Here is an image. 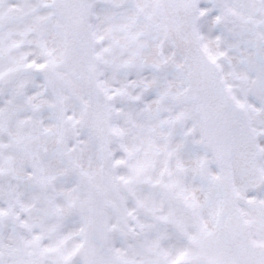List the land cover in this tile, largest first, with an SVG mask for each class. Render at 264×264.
I'll use <instances>...</instances> for the list:
<instances>
[{
	"label": "snow or ice",
	"instance_id": "obj_1",
	"mask_svg": "<svg viewBox=\"0 0 264 264\" xmlns=\"http://www.w3.org/2000/svg\"><path fill=\"white\" fill-rule=\"evenodd\" d=\"M0 264H264V0H0Z\"/></svg>",
	"mask_w": 264,
	"mask_h": 264
}]
</instances>
